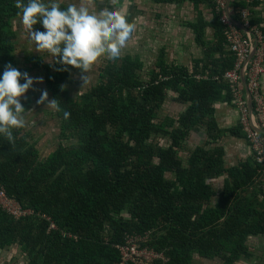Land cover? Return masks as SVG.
I'll return each instance as SVG.
<instances>
[{
	"label": "trees",
	"instance_id": "1",
	"mask_svg": "<svg viewBox=\"0 0 264 264\" xmlns=\"http://www.w3.org/2000/svg\"><path fill=\"white\" fill-rule=\"evenodd\" d=\"M188 1L197 11L202 5L217 9V0ZM263 2L253 0V7ZM15 4L0 0V77L7 64L30 77L41 75L62 111L50 113L59 122L60 142L47 158L24 130H14V145L0 136V187L24 212L18 216L0 204V253L17 248L27 264H135L124 262L117 246L127 236H146L140 247L167 259L152 264H196L195 255L221 264L252 259L249 239L264 237V163L252 152L253 159L226 168L224 148H206L228 133L246 138L240 125L219 131L214 118L216 103L232 102L223 76L235 64L225 48L221 14L215 17L213 43L205 41L208 24L201 13L190 25L204 51V60L192 70L166 64L162 50L149 80L141 82L137 57L109 60L97 83L73 97L74 68L63 70L58 58L49 64L45 55L21 59L15 54L13 20L20 17ZM232 4L235 14L249 10L252 26L264 35V21L252 6L245 0ZM33 28L45 31L40 23ZM169 94L188 110L177 120L155 123ZM199 127L208 128L210 142L185 162L182 143ZM225 175L224 188L215 191L209 182Z\"/></svg>",
	"mask_w": 264,
	"mask_h": 264
},
{
	"label": "clouds",
	"instance_id": "2",
	"mask_svg": "<svg viewBox=\"0 0 264 264\" xmlns=\"http://www.w3.org/2000/svg\"><path fill=\"white\" fill-rule=\"evenodd\" d=\"M15 7L20 10L17 15L35 51L58 58L56 62L63 70L69 67L81 70L83 83L88 78L85 74L102 56L111 61L119 59L135 30V24L128 22L129 0H100L98 12L90 11L97 7L96 0H79V4H69L66 9L57 2L16 0ZM38 23L45 31L34 30ZM34 83H43V78H32L11 64L5 66L0 77V136L10 145L15 144L14 130L35 124L27 119L32 110H26L20 99ZM45 103L46 108L62 111L59 101L49 100L47 90H41L37 104ZM63 116L68 119L70 113L64 111Z\"/></svg>",
	"mask_w": 264,
	"mask_h": 264
},
{
	"label": "rangeland",
	"instance_id": "3",
	"mask_svg": "<svg viewBox=\"0 0 264 264\" xmlns=\"http://www.w3.org/2000/svg\"><path fill=\"white\" fill-rule=\"evenodd\" d=\"M59 3L67 7L72 3L79 4V0H59ZM142 3L147 5L145 6L147 10L148 8L152 10L153 8L157 7L158 14L154 12L152 13V18H146L145 13L141 12L140 7L138 6ZM96 4L97 7L94 9L90 8V11L98 12L100 10V0H96ZM129 4L130 7H128L127 10L128 22L135 24V30L132 33L131 38L127 42L125 48L121 50V55L119 58L122 59L125 57H131L135 59L137 57L142 65V69L137 73L138 78L141 80V82H145L149 80V74L155 68L160 51L164 50L166 52L167 57L164 53V59L165 61L168 60V62L169 56L171 58L175 52L174 48L168 49L165 47V45L167 46V43L170 40L168 38V30L170 25L166 19H168L167 16L171 17L172 15L169 13L164 14L163 10H161V7L153 0H129ZM156 15L160 16L158 20L154 18ZM13 27L17 35V40L15 41V54L17 57L23 59L27 57V54L34 57L45 55L43 57L46 63L53 64L55 62V58H51L49 54L37 53L35 51L34 44L31 43L27 38L26 29L22 25L21 17L13 20ZM107 61H109L107 57L102 56L92 66L90 71L85 74L88 77L86 83H83L80 78L81 70L75 69V71L72 72V84L69 89L73 97L81 96L90 87L97 83L99 74L103 72ZM182 62L184 63L183 57L181 55L177 56L175 63L182 65ZM31 77L38 78L42 76L34 74ZM41 90H45L44 83H34L32 88H30L29 91L25 93V96L20 98L24 108L26 110H32L33 112L31 116L27 117L28 121H35V124H29V126H26L25 128L16 130H24L30 133L33 137L32 141L36 143V147L40 151L41 157L47 158L59 146V122L55 117L51 116L50 113L53 111V109L46 108V103L37 104V101L41 95ZM48 99L51 100L49 94ZM173 99H176V95L169 94L162 107L161 114L155 123H160V121H162L164 118L177 120L180 114L187 112V105L181 106L175 103ZM204 140V136L197 132H192L190 137H186L182 143V146L185 150L181 153V156L185 162L187 161L188 157H190L191 153L196 149V146ZM221 143L223 144V142ZM211 147L213 149V147H215L214 144H212ZM166 177L170 178L171 175L166 174ZM209 183L212 185L215 191L221 192L224 185V177L222 176L221 178H217L216 180L210 181ZM213 199L214 204L218 202V196H215ZM0 204L3 206V208L13 214L18 216L24 214L20 205L16 201L12 200V202L8 203L0 197ZM123 217L128 218V216L125 214ZM248 244L253 253V258L249 260H243L238 264H264V237H252L249 239ZM18 255L19 252L17 248H12L7 253H0V264H27V258L19 257ZM194 261L196 264H221L219 260H207L200 258L197 255L194 256Z\"/></svg>",
	"mask_w": 264,
	"mask_h": 264
},
{
	"label": "built area",
	"instance_id": "4",
	"mask_svg": "<svg viewBox=\"0 0 264 264\" xmlns=\"http://www.w3.org/2000/svg\"><path fill=\"white\" fill-rule=\"evenodd\" d=\"M231 2L233 1H216L217 11L221 14L220 21L224 28L226 47L235 58L234 68L224 74L223 80L228 83L238 109L239 125L243 129L242 131L246 133L245 140L250 145L256 161L264 163L263 134L256 131L253 124V121L256 122L259 129L264 131V93L261 81L262 76H264V35L260 29L251 27L249 10L240 11V24L244 26L247 32L239 30L231 20ZM244 71H246L247 91L242 82ZM247 92L253 100V118L248 107ZM0 197L8 203L12 202V199L7 196L6 191L1 187ZM52 227L55 228L54 225ZM145 237L127 236L124 245L117 246L123 261L135 264H152L154 261L160 260L165 263L167 259L162 253L140 247L139 243L144 241Z\"/></svg>",
	"mask_w": 264,
	"mask_h": 264
},
{
	"label": "crops",
	"instance_id": "5",
	"mask_svg": "<svg viewBox=\"0 0 264 264\" xmlns=\"http://www.w3.org/2000/svg\"><path fill=\"white\" fill-rule=\"evenodd\" d=\"M245 2L253 7V0L251 2L250 0L249 2L248 0H245ZM158 5L161 7V10H163L164 14L169 13L172 15L171 17L167 16L168 19H166L168 24L170 25L169 30H168V33H169L168 38L170 40L168 41L167 46L165 45V47L168 49L174 48L175 52L173 53L171 58L169 56V62L168 60H166L165 63L171 66L178 67V68H187L188 70H192L195 63L201 62L204 60V51L197 45V42H196L197 37L195 35V32L190 28V25L195 23V21L198 19L199 13H201L204 21L208 24V27L206 30L205 41L208 43H213L215 36H216V30L214 28L216 25L215 17L219 12L213 6H208V5H204V6L202 5L201 9L197 11L192 5V3L189 2L188 0H179L178 3H169V4L166 3V4H158ZM138 6L140 7L141 12L145 13L146 18L148 17L152 18L151 16H152V13L154 12L158 14L157 7L153 8L152 10L147 7L148 8L147 10L145 8V6H147L146 4L142 3ZM230 8H231V13H230L231 18L235 22L241 23V17H240L241 10L237 11V13L235 14V12L232 10L233 9L232 2H231ZM253 10L256 13V17L258 18L260 17V19L264 21V2L259 7H253ZM250 16H251V12H250ZM154 18L158 20L160 16L156 15L154 16ZM251 22L252 21L250 17L251 27L258 28L261 30L260 27L252 26ZM191 43H192V46H191ZM225 48L227 50V53H229V56H230L231 53L229 49L227 47ZM163 52L165 53V56L167 57L166 52L164 50ZM179 55H181L184 60V63L182 62V65L175 63L176 57ZM220 59H221V56L219 54H216L215 60H220ZM211 70H213V67L211 68ZM208 76L209 74L207 73L206 77L208 78ZM214 79L218 80L217 77H215ZM261 81H262L263 93H264V76H262ZM225 83L228 85L227 82ZM230 95L232 98V102L226 103V101L225 102L219 101L213 107L214 118H215V121L217 122L216 127L219 131H230L232 129H235L239 125V113L235 105L234 99L232 97L231 91H230ZM223 96L226 97V93H224ZM207 129L208 128L206 127L204 128L199 127V128H196L194 131H191L190 135L192 134V132L201 133V135L204 136V139H205L204 141L200 142L196 146V148L206 147L208 143L210 142L208 138L209 136L207 133ZM221 142H223V144ZM217 145L224 148V152H225L224 161H225L226 168H232V167L238 166L240 163L247 161L248 159H253L251 148L248 142L244 138L242 139V138L232 137L228 133L224 137H222V139L218 142V144H214L215 147ZM206 148L212 149L211 146H208ZM223 177H224V184H225V180L228 178V176L226 175ZM216 179H213V180H216ZM223 188H224V185H223Z\"/></svg>",
	"mask_w": 264,
	"mask_h": 264
},
{
	"label": "water",
	"instance_id": "6",
	"mask_svg": "<svg viewBox=\"0 0 264 264\" xmlns=\"http://www.w3.org/2000/svg\"><path fill=\"white\" fill-rule=\"evenodd\" d=\"M231 20L233 21V23H235L236 24V26L238 27V29L239 30H241L242 32H247V30L244 28V26L242 25V24H240V23H238V22H235L232 18H231ZM252 58V57H251ZM246 70V69H245ZM245 72L246 71H244L243 73H242V82H243V85H244V87H245V90L247 91V82H246V80H245ZM247 102H248V107H249V110H250V113H251V116H252V118L254 117V114H253V109H254V105H253V100H252V97L250 96V94L247 92ZM253 124H254V127L256 128L255 130L256 131H259L261 134H263L264 135V131H261L260 129H259V127L257 126V124H256V122H254L253 121Z\"/></svg>",
	"mask_w": 264,
	"mask_h": 264
}]
</instances>
